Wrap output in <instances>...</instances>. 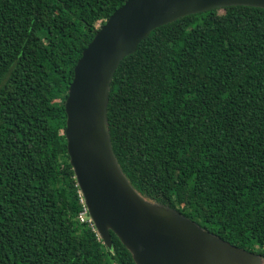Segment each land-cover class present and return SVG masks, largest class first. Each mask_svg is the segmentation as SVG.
<instances>
[{
  "label": "trees",
  "instance_id": "trees-1",
  "mask_svg": "<svg viewBox=\"0 0 264 264\" xmlns=\"http://www.w3.org/2000/svg\"><path fill=\"white\" fill-rule=\"evenodd\" d=\"M125 1L0 0V264H135L79 220L64 135L73 68ZM107 127L139 194L264 260V8L152 30L112 77Z\"/></svg>",
  "mask_w": 264,
  "mask_h": 264
},
{
  "label": "water",
  "instance_id": "water-1",
  "mask_svg": "<svg viewBox=\"0 0 264 264\" xmlns=\"http://www.w3.org/2000/svg\"><path fill=\"white\" fill-rule=\"evenodd\" d=\"M227 6L264 0H126L82 50L64 103L69 163L89 218L105 246L113 232L135 264H264L178 210L143 197L122 172L107 127L108 93L121 60L155 28Z\"/></svg>",
  "mask_w": 264,
  "mask_h": 264
},
{
  "label": "built area",
  "instance_id": "built-area-1",
  "mask_svg": "<svg viewBox=\"0 0 264 264\" xmlns=\"http://www.w3.org/2000/svg\"><path fill=\"white\" fill-rule=\"evenodd\" d=\"M79 195H80L79 196L80 197L79 201H80V203L82 205V210L79 212L78 218H79V220L81 222H88L92 226V229L96 232V230H95V228L93 226V223H92L91 219L89 218L88 210H87V207L85 205L84 199H83V197H82V195L80 193H79ZM96 235H97V238L99 240H101L100 236L97 234V232H96Z\"/></svg>",
  "mask_w": 264,
  "mask_h": 264
},
{
  "label": "rangeland",
  "instance_id": "rangeland-1",
  "mask_svg": "<svg viewBox=\"0 0 264 264\" xmlns=\"http://www.w3.org/2000/svg\"><path fill=\"white\" fill-rule=\"evenodd\" d=\"M219 13H220V14H223V11H222V10H219Z\"/></svg>",
  "mask_w": 264,
  "mask_h": 264
}]
</instances>
